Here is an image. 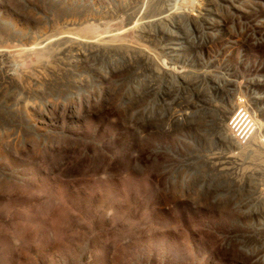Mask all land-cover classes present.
I'll return each mask as SVG.
<instances>
[{"label": "rangeland", "instance_id": "1", "mask_svg": "<svg viewBox=\"0 0 264 264\" xmlns=\"http://www.w3.org/2000/svg\"><path fill=\"white\" fill-rule=\"evenodd\" d=\"M0 264H264V0H0Z\"/></svg>", "mask_w": 264, "mask_h": 264}]
</instances>
